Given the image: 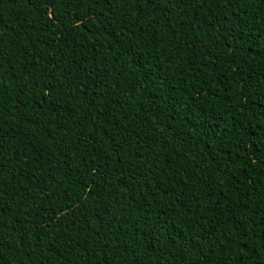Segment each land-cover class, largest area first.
<instances>
[{
  "label": "trees",
  "instance_id": "trees-1",
  "mask_svg": "<svg viewBox=\"0 0 264 264\" xmlns=\"http://www.w3.org/2000/svg\"><path fill=\"white\" fill-rule=\"evenodd\" d=\"M0 264H264V0H0Z\"/></svg>",
  "mask_w": 264,
  "mask_h": 264
}]
</instances>
